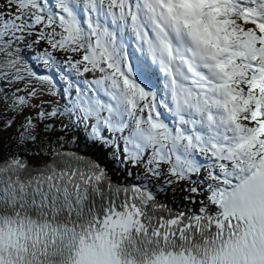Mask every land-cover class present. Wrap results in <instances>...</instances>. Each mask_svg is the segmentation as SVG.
Listing matches in <instances>:
<instances>
[{"label":"snow or ice","instance_id":"obj_1","mask_svg":"<svg viewBox=\"0 0 264 264\" xmlns=\"http://www.w3.org/2000/svg\"><path fill=\"white\" fill-rule=\"evenodd\" d=\"M0 107V264H264V0H0Z\"/></svg>","mask_w":264,"mask_h":264},{"label":"rangeland","instance_id":"obj_2","mask_svg":"<svg viewBox=\"0 0 264 264\" xmlns=\"http://www.w3.org/2000/svg\"><path fill=\"white\" fill-rule=\"evenodd\" d=\"M62 103V101H61ZM4 109L2 107H0V123L3 122V120H7L10 118L11 114H7V115H4ZM23 118L21 117L20 119H18L16 121V125H14L9 131L7 132H4V133H0V136H2V140H0V146L2 147V144L5 142L8 143L5 144V145H9V144H13L14 142H11V138L15 136L16 134V126L19 125L20 121L22 120ZM4 146V145H3ZM9 147H12L11 145Z\"/></svg>","mask_w":264,"mask_h":264},{"label":"bare ground","instance_id":"obj_3","mask_svg":"<svg viewBox=\"0 0 264 264\" xmlns=\"http://www.w3.org/2000/svg\"><path fill=\"white\" fill-rule=\"evenodd\" d=\"M7 143H8V141H7ZM7 143L4 142V143L2 144V146L5 145V144H7ZM10 145L13 147V146H14V143H13V144H9V145H7V146H10ZM0 147H1V146H0ZM84 150L86 151L87 149H84Z\"/></svg>","mask_w":264,"mask_h":264}]
</instances>
